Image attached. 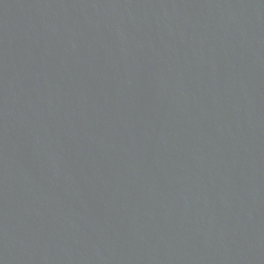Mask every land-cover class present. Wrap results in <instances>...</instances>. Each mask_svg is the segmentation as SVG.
Here are the masks:
<instances>
[{
  "label": "water",
  "instance_id": "1",
  "mask_svg": "<svg viewBox=\"0 0 264 264\" xmlns=\"http://www.w3.org/2000/svg\"><path fill=\"white\" fill-rule=\"evenodd\" d=\"M0 264H264V0H0Z\"/></svg>",
  "mask_w": 264,
  "mask_h": 264
}]
</instances>
